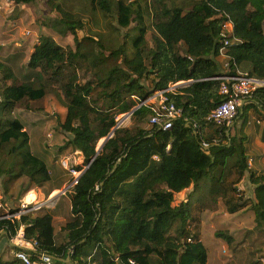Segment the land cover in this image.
Wrapping results in <instances>:
<instances>
[{
    "label": "trees",
    "instance_id": "obj_1",
    "mask_svg": "<svg viewBox=\"0 0 264 264\" xmlns=\"http://www.w3.org/2000/svg\"><path fill=\"white\" fill-rule=\"evenodd\" d=\"M88 1L114 16L119 29H132L130 57L125 44L108 50L100 40H79L82 21L56 6L55 28L69 31L75 48L41 37L28 63L37 71L29 83H18L13 70L0 62V181L7 192V183L21 178L28 181L25 190L51 180L45 160L30 150L29 134L12 114L22 100H40L48 88H59L66 108L60 122L67 137L62 148L83 157V165L76 167L81 175L68 190L72 218L61 228L64 238L55 234L52 212L41 208L0 219V234L6 231L13 239L24 226L25 240L37 242L36 251L27 250L34 264H40V254L53 257L52 264H207L191 201L173 205L176 194L204 185L209 186L204 196L212 203L221 198L228 213L249 208L255 230L264 233V173L249 171L244 133L250 112L263 117L264 87L239 109L231 129L208 120L223 101L219 78L225 75L224 64L232 75L239 70L264 81V0H182L188 2L184 6L153 0L154 10L139 1ZM146 18L151 20L150 44ZM227 22L233 26L231 38L239 42L228 47L221 63ZM84 65L90 77L81 82L78 70ZM180 82L189 83L164 93L165 103L181 111L172 127H142L153 109L138 103ZM126 114L133 126L117 127L118 117ZM246 173L253 198L236 200Z\"/></svg>",
    "mask_w": 264,
    "mask_h": 264
},
{
    "label": "rangeland",
    "instance_id": "obj_2",
    "mask_svg": "<svg viewBox=\"0 0 264 264\" xmlns=\"http://www.w3.org/2000/svg\"><path fill=\"white\" fill-rule=\"evenodd\" d=\"M128 1H139L142 5L146 3L154 10L153 0ZM164 1L171 3L170 0ZM176 3L184 6V3L188 2L177 0ZM56 6H60L71 13L75 19L82 21L84 28L77 30L79 40H83L86 37L95 39V41L100 40L108 50L117 49L120 45L125 44L126 55L128 57L132 55V38L134 37V33L130 31L132 29L128 30L130 31L129 37H125L128 31L117 27L115 17L100 9H93L88 0H32L31 3L20 2V0H0V61L13 70L18 83H29L35 80L37 71L30 69L28 63L33 48L41 37H51L63 47L75 48L73 35L69 31L59 29V27L55 28L53 21L57 17H60ZM145 23L148 27L147 40L150 44L152 30L149 26L151 25V20L146 18ZM131 27H135V23ZM87 43L84 42L88 49ZM95 48L97 50L96 46L94 50ZM112 64H116V62H109V65ZM85 69H87L86 65L78 70L81 82L86 81L90 77V74ZM147 83L146 81L144 82L145 85H148ZM43 99L31 102L32 106H43L44 109L48 110L47 114H40L44 116L41 121L34 119L36 125H40L39 139L46 145L47 141L50 140L56 153H59L57 149L61 147L62 150L60 152L63 153L64 157L59 165L66 176L68 174L71 175L67 169H76V167L82 166L83 162H80L78 155L74 153L75 151L71 147H67L71 148L67 153L64 151L67 148H62L67 141V137L60 127L61 120L59 119L62 117H59V111L63 105L61 103L62 95L59 88H48L46 96ZM45 104L49 106L47 107ZM29 108L30 104L27 102V99L22 100L16 105L12 117L21 119L27 128L31 130L30 127L33 125L31 126L30 123L33 117L30 116H35L36 113H27L26 111ZM262 116L264 117V113ZM263 117L262 121H264ZM237 120L238 118L232 124L237 123ZM36 141L37 138L32 132V137L29 141L30 150L32 148L34 150ZM101 143L102 140L99 141L97 149H100ZM7 158L9 159V156ZM59 160L60 157L57 156L55 161ZM72 180L73 176L71 175V181L67 186V190L62 192L67 196H69V188L73 186L71 185ZM21 181L17 182L18 188L12 191L13 194L9 193L10 190L7 192L4 190L5 195L9 198L11 197L13 200L11 204H8L9 209L6 208V213L2 214L3 216L11 214L13 209L10 206L18 205L21 194L25 192H23L25 186ZM14 183H7V187L13 186ZM0 184L2 187L6 185L2 180ZM239 187L240 189H238L236 196L234 195L235 199L250 201L253 198L252 191L244 188L242 184H239ZM34 196L33 193H30L27 200H33ZM182 197L183 194L175 195L173 205H179ZM196 197L193 196L191 198L193 206L192 215L198 219L199 237L207 250V264H264V233L255 230L254 214L249 208H244L236 213H228L225 203L221 198L216 203H212L209 197L200 196L201 199L199 201L201 202L198 203ZM3 204L5 203L3 202ZM36 204L38 203L32 205ZM3 212L1 210L0 213ZM218 233L221 235H218ZM227 238L231 239V243H228Z\"/></svg>",
    "mask_w": 264,
    "mask_h": 264
},
{
    "label": "crops",
    "instance_id": "obj_3",
    "mask_svg": "<svg viewBox=\"0 0 264 264\" xmlns=\"http://www.w3.org/2000/svg\"><path fill=\"white\" fill-rule=\"evenodd\" d=\"M218 61L223 63L225 61V59L222 57H218ZM0 62H2V61H0ZM187 83H189V82H180V83L176 84L175 86H172V88L174 90L176 87L186 85ZM134 99H135V101L138 100L137 97H134ZM40 100H44V99L42 98ZM160 100L161 99H160V96L158 95V93L154 92L152 96H150L146 100H143L140 103H138V106L149 105V106L155 107L158 104H160V102H161ZM34 101H39V100H34ZM27 102L30 104V108L26 112L29 114L30 113L31 114L36 113L35 114L36 117L30 116V117H33L32 118L33 120L31 121L30 125L31 126L33 125L34 127L33 126L30 127L31 128V130H30L27 128V126L25 125V123L21 119H19V120L22 122L24 129L29 134V138L31 139L32 132H33V135L37 138L35 148H34V150L32 148L31 151L34 154L40 156L41 158H43L45 160V162L49 168V171H50L51 180L48 183H46L43 187H40V188L31 187L27 190H23V192L24 191L25 192L23 194H21V197L18 201V205H16V206L12 205L10 207H12L11 209H13V210L19 211L24 205L33 206L32 204H35V203H38L36 205H40L41 203L47 201L48 205L43 206L41 209L50 210L52 212L55 234L58 237L64 238L65 235L61 232V228L66 224V222L68 220H70L72 218V214H71L70 199L65 193L63 194L62 192L66 188H68L67 186H68V184H70L69 182L71 181V175L68 174V176H66L63 173L61 166L59 165V163L62 161V159L64 157L63 153L60 152V150H62L61 147H58L57 151H59V153H56L52 144L50 143V140L47 141V145H46L44 142H42L39 139L40 138V136H39L40 125H36V122L34 121V119L41 121L44 118V116H41L40 114H47L48 110L44 109L43 106H32L31 105L32 100H27ZM45 106L48 107L49 105L45 104ZM59 114H60L59 117H62L59 120L63 121L65 118V115H66V108L61 106ZM120 116H122V115H120ZM26 118H27V116H26ZM261 119H262V117L259 118L254 112H250L249 118H248V124L246 125L245 131H244V133L247 137V139L245 141V147H246V155H247V162H248L249 171L256 173V174L264 173V121H262ZM118 124H120V126H123V127H132L134 124V121L131 119L130 114H126V115L118 118ZM141 125L144 128H148V127H150L151 124L148 121L146 123H142ZM104 142H105V140H102V143H104ZM70 149L67 148L64 151H66V153H67L68 151H70ZM74 153L76 155H78L80 162H83V157L80 154V152L75 151ZM57 156L60 157L59 161H55ZM248 178H249V174L246 173L243 180L240 182V184H242L244 186V188L250 189L252 191V194H253V187L250 185ZM18 181L23 182L24 186H27V184H28V181L26 178H21ZM18 181H16L13 186L9 187L8 190H10V192H9L10 194H13L12 191L16 190L18 188L17 187ZM0 183H1V181H0ZM3 187L0 184V206H2V208H0V212H1V210H3L4 212L2 214H5L6 210H7L6 208L9 209L8 204H11V201L13 199L11 197L9 198L5 195V193H4L5 186H3ZM202 188L203 189L192 190V186H191L189 189L184 190V191H182L176 195L183 194L181 202L187 201V200L191 201V198L193 196H197L196 201H198V203H200L201 202V201H199L201 199L200 196L209 197V196H204L206 194V192L209 190V186L204 185ZM237 188L240 189L239 184L237 185ZM30 193H33L35 196H34L33 200L28 201L27 198H28V195ZM14 198H16V197H14ZM3 202L5 204H3ZM36 205H34V206H36ZM33 212H35V211H33ZM19 217L20 216H18L16 218H19ZM3 232L0 234V260L11 261V260L16 259L15 254L19 250L16 246L24 247L25 250L31 249L29 242L26 241L24 238H20V236H24V233H25V227L24 226H22L20 228L19 237H17L16 239L15 238L11 239L8 234L7 235L3 234Z\"/></svg>",
    "mask_w": 264,
    "mask_h": 264
},
{
    "label": "built area",
    "instance_id": "obj_4",
    "mask_svg": "<svg viewBox=\"0 0 264 264\" xmlns=\"http://www.w3.org/2000/svg\"><path fill=\"white\" fill-rule=\"evenodd\" d=\"M224 31L223 37L224 40L222 41V45L220 48V55L219 57L227 59V49L229 46L238 43L237 39H232V29L233 26L231 22H227L224 24ZM227 64H224V76L220 77L221 86H220V94L223 96V101L211 112L208 117V120L215 124L216 126H231L232 122L236 118L239 109H241L246 103L247 100L251 98L253 92L260 87H264V81L254 79L248 75V73L240 72L239 70L236 71L235 75L229 73ZM178 84V83H177ZM171 85L167 90L158 92L160 96V104L153 109V115L150 117L149 122L151 125H155L163 130H168L172 127L173 121L180 116V110L177 109L173 104L167 105L166 99L164 97V93L168 91H173ZM1 102V99H0ZM117 127H120V124H117ZM69 173L73 176V180L71 185L77 183L79 176L81 175L80 171H77L74 168L67 169ZM48 202L45 201L40 205L36 206H28L24 205L19 211L14 214L5 215L4 218H11V217H18L25 213L36 211L43 206H47ZM1 208V206H0ZM20 231V229H19ZM19 231L14 237L15 239L19 237ZM20 238H24V236H20ZM25 239V238H24ZM31 249L29 251H36L37 242L35 240L28 241ZM15 257L17 260L21 261L24 264H34L31 261L30 254L27 253V250L19 249ZM53 257L40 254L39 260L40 264H52Z\"/></svg>",
    "mask_w": 264,
    "mask_h": 264
},
{
    "label": "water",
    "instance_id": "obj_5",
    "mask_svg": "<svg viewBox=\"0 0 264 264\" xmlns=\"http://www.w3.org/2000/svg\"><path fill=\"white\" fill-rule=\"evenodd\" d=\"M241 114H242V111L240 112V115H241ZM233 125H234V123L229 127V129H231V128L233 127ZM227 134H229V132H227ZM102 144H103V143H102ZM100 148H101V147H100ZM99 150H100V149H98L96 155L98 154ZM87 167H88V166H87ZM87 167H86V168H87ZM79 177H80V176H79ZM66 190H67V188H66L64 191H66ZM64 191H63V192H64ZM3 218H4V216H1V217H0V219H3ZM3 234H6V235H7L8 233H7L6 231H4ZM16 247H17L18 249L25 250L24 247H21V246H16Z\"/></svg>",
    "mask_w": 264,
    "mask_h": 264
}]
</instances>
